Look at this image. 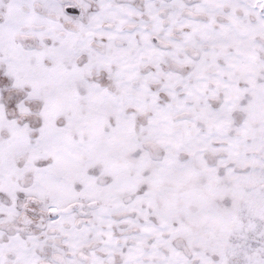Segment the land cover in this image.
<instances>
[{
	"label": "snow or ice",
	"instance_id": "6c2138e0",
	"mask_svg": "<svg viewBox=\"0 0 264 264\" xmlns=\"http://www.w3.org/2000/svg\"><path fill=\"white\" fill-rule=\"evenodd\" d=\"M0 264H264V0H0Z\"/></svg>",
	"mask_w": 264,
	"mask_h": 264
}]
</instances>
